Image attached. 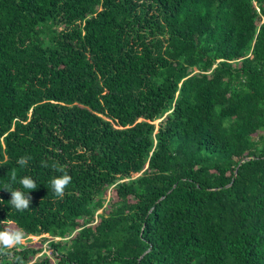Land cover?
I'll list each match as a JSON object with an SVG mask.
<instances>
[{
    "label": "trees",
    "instance_id": "1",
    "mask_svg": "<svg viewBox=\"0 0 264 264\" xmlns=\"http://www.w3.org/2000/svg\"><path fill=\"white\" fill-rule=\"evenodd\" d=\"M6 227L49 236L23 264H264V0H0Z\"/></svg>",
    "mask_w": 264,
    "mask_h": 264
},
{
    "label": "clouds",
    "instance_id": "2",
    "mask_svg": "<svg viewBox=\"0 0 264 264\" xmlns=\"http://www.w3.org/2000/svg\"><path fill=\"white\" fill-rule=\"evenodd\" d=\"M31 156H21L17 159L16 163L21 167L27 166ZM43 167H49V165L41 161ZM51 168L61 175L55 176L49 180V187L57 198L63 199L65 195V189L71 183L72 177L65 169L56 163L51 165ZM17 174L13 170L11 174V181L17 182ZM18 183L23 189L28 190L27 194L19 189L11 190L10 186H5L4 189L9 191L11 198L9 204L12 208L19 212L27 210L31 203V197L28 195L30 190L37 188V183L29 176H22L18 179ZM27 237L26 233L22 229H15L6 227L4 230H0V257L12 256L13 264H23L22 259L19 256H13V250L20 251L26 247Z\"/></svg>",
    "mask_w": 264,
    "mask_h": 264
},
{
    "label": "rangeland",
    "instance_id": "3",
    "mask_svg": "<svg viewBox=\"0 0 264 264\" xmlns=\"http://www.w3.org/2000/svg\"><path fill=\"white\" fill-rule=\"evenodd\" d=\"M159 121H160V119H157L154 121V123L158 124ZM26 237H27V243L26 244H29V243L38 244L42 237L49 238V236H47L46 234L34 235V236L33 235H26ZM55 240H59V238L57 237V238H55ZM45 247H47V242L45 244H43V248H45Z\"/></svg>",
    "mask_w": 264,
    "mask_h": 264
},
{
    "label": "water",
    "instance_id": "4",
    "mask_svg": "<svg viewBox=\"0 0 264 264\" xmlns=\"http://www.w3.org/2000/svg\"><path fill=\"white\" fill-rule=\"evenodd\" d=\"M248 159H249V157H244V158L241 159L240 163L243 162V161H245V160H248Z\"/></svg>",
    "mask_w": 264,
    "mask_h": 264
}]
</instances>
